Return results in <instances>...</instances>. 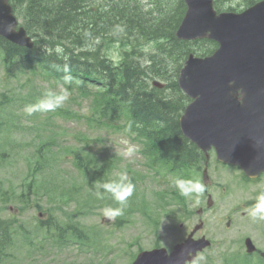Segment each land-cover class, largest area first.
Wrapping results in <instances>:
<instances>
[{
  "label": "trees",
  "instance_id": "16d2710c",
  "mask_svg": "<svg viewBox=\"0 0 264 264\" xmlns=\"http://www.w3.org/2000/svg\"><path fill=\"white\" fill-rule=\"evenodd\" d=\"M222 3L216 0V8ZM11 4L34 46H17L0 37L3 64L38 68L57 80L71 77L70 84H76L82 95H91L98 118L129 115L146 125L149 128L143 129L155 140L153 148L167 170L180 169L195 158L178 126L186 97L176 76L189 51L208 53L214 44L175 37L185 10L183 0H11ZM57 45L63 49L60 54ZM110 49L118 51L116 62L106 53ZM153 78L165 79L169 90L152 87ZM87 84L96 90L89 91ZM53 143L46 141L41 147L49 149ZM2 247L0 241V258Z\"/></svg>",
  "mask_w": 264,
  "mask_h": 264
},
{
  "label": "rangeland",
  "instance_id": "374dc122",
  "mask_svg": "<svg viewBox=\"0 0 264 264\" xmlns=\"http://www.w3.org/2000/svg\"><path fill=\"white\" fill-rule=\"evenodd\" d=\"M240 3H242L240 0L234 1L235 6ZM149 48L150 45L143 49L148 51ZM114 50H107L106 53L116 59L117 52ZM34 73L24 70L23 75L4 78L0 70V92H7L8 97L0 104V217L16 218L21 223L22 229L30 234L33 243L31 248H29L30 244L26 248L23 244V235L16 234L14 245L18 248L13 250V254L3 264H128L131 253H136L138 247L147 249L157 242L171 244L173 241L171 226L174 225L171 218L162 221L161 229H166L162 233L153 232L145 227L142 214L137 210L130 214L131 222H124L120 226L112 225L104 218L103 212L108 208H113L115 205L128 207L127 203L133 199L131 197L125 205H120L110 195L101 201L95 195L88 196L83 188V191L78 189L74 198L68 200L69 190L75 184H83L82 177L70 162H66L61 167L64 172L59 171L58 166L50 164V160L45 165L42 163L38 169H31V163L38 154L42 140L52 133H56L59 138L66 137L68 142L66 149H70L71 145L79 146L83 141L82 137L88 139L101 137L99 141L90 142L97 153H102L116 161L114 169H111L110 181L117 179V173L123 172L127 164L134 170L143 169L142 159L137 153L131 157L122 154L129 145L135 146L122 132L109 133L108 129L88 126L82 119L74 116V113L78 115L90 113L89 98L75 97L77 92L74 88L72 91L68 90L71 93L70 98L62 107L56 109L57 111L36 112L27 116L24 113L25 106L42 99L46 90L60 92L66 89L64 85L56 84L52 80L48 81L42 75ZM63 110L69 111V114H63ZM54 150L57 151V148ZM47 157L51 159L50 156ZM31 173L33 176L28 207H20L22 199L19 196L22 191H27ZM168 179L172 182L170 177ZM168 184L169 182L165 181L156 185L148 182V192L142 194L143 206L145 201V208L153 203L155 198L152 192L155 187L156 190L166 191ZM135 193L136 191L133 194ZM133 200L137 208H142L139 197ZM175 201L176 203L167 206L164 211L179 213L185 202L186 207H194L192 204L195 203L196 198L184 200L182 196L177 195ZM37 204L40 207H37ZM77 208L86 211L76 214ZM164 211H161V214ZM52 213L55 217L51 221L58 225L70 222L69 217H71L72 220L80 221L86 228L95 226L101 233L110 230L108 236H104L103 243L108 241L112 247L105 245L106 248H103L97 241L91 245V239L88 240V245H77L69 241L59 247L53 238L55 228L49 234L44 229L41 230L37 224V219L45 220ZM73 213L76 215L70 216ZM165 233L168 234V238ZM215 251L214 247L202 254L206 257V261H201V264H218L220 258L215 255ZM249 260L259 264L255 256L249 257Z\"/></svg>",
  "mask_w": 264,
  "mask_h": 264
},
{
  "label": "water",
  "instance_id": "95a60500",
  "mask_svg": "<svg viewBox=\"0 0 264 264\" xmlns=\"http://www.w3.org/2000/svg\"><path fill=\"white\" fill-rule=\"evenodd\" d=\"M184 1L187 9L178 37L204 36L216 40L219 47L205 58L190 55L180 70L179 85L194 98L179 119L182 132L197 142L219 138L220 132L230 138H264V0L240 13L218 14L213 0ZM16 25L8 0H0V34L30 47V37ZM234 85L242 88L241 101L233 97L236 102L228 108ZM207 113L219 119L208 121ZM168 263L160 252H142L133 264Z\"/></svg>",
  "mask_w": 264,
  "mask_h": 264
},
{
  "label": "clouds",
  "instance_id": "9594fccd",
  "mask_svg": "<svg viewBox=\"0 0 264 264\" xmlns=\"http://www.w3.org/2000/svg\"><path fill=\"white\" fill-rule=\"evenodd\" d=\"M11 26H9L10 29ZM123 31V29H120ZM99 41L97 40V43ZM55 51L60 54L63 52L62 47L56 46ZM65 71H68L67 65H65ZM68 81L71 77H66ZM71 93L67 89H62L60 92H55L51 89L46 90L43 93V98L38 100L34 104L26 105L24 113L27 116H31L36 112H54L56 109L63 106L65 102L70 98ZM132 122L130 121L126 128V132H131ZM139 151L137 146L129 145L126 147L123 155L127 157L133 156ZM173 186L178 190L179 194L185 198H196V203H199V197L206 191V186L199 180L176 178L173 181ZM102 190V191H101ZM135 191V184L132 182L126 171L118 172L117 179L111 181L102 182L98 185V190L95 192L97 199H105V194L116 200L120 205H125L129 197L133 195ZM124 215V208H108L103 212L104 218H107L110 222H115L118 217ZM248 215L253 220H264V186L261 187L256 202L248 209ZM201 261H206V257L200 255L193 259V264H201Z\"/></svg>",
  "mask_w": 264,
  "mask_h": 264
},
{
  "label": "bare ground",
  "instance_id": "6f19581e",
  "mask_svg": "<svg viewBox=\"0 0 264 264\" xmlns=\"http://www.w3.org/2000/svg\"><path fill=\"white\" fill-rule=\"evenodd\" d=\"M101 50H102V48H101Z\"/></svg>",
  "mask_w": 264,
  "mask_h": 264
}]
</instances>
